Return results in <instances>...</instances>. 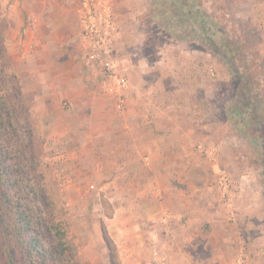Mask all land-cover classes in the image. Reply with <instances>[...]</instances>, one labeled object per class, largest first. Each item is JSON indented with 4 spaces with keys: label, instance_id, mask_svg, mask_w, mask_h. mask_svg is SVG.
I'll use <instances>...</instances> for the list:
<instances>
[{
    "label": "rangeland",
    "instance_id": "rangeland-1",
    "mask_svg": "<svg viewBox=\"0 0 264 264\" xmlns=\"http://www.w3.org/2000/svg\"><path fill=\"white\" fill-rule=\"evenodd\" d=\"M78 1L0 0V46L5 57L6 70L0 83L7 89L6 95L10 98L19 94V98H16L17 106L10 105L9 111L14 124L18 125V122L24 120L33 134L34 162L37 167L30 174L29 180L31 178L45 187L49 200L55 206L54 213L64 224L78 262L123 264L124 259L120 254L122 244L116 238L121 232H118L120 228L115 227L112 217L114 207L128 205L132 201L129 185L126 182L119 184L112 183L113 180H99L96 172L91 169L84 180H68L67 175H74V172L65 163L70 152L65 151V145L62 147L64 134L60 130L61 125L66 122L65 117L55 118L57 122L52 118L40 117L44 109L39 105V92L44 90L41 88L47 81L44 71L53 54L47 48L41 53L27 48L36 37L48 35L50 28L43 19L56 15V11L61 9L60 6L79 18ZM129 1H112L115 18L117 19L119 13L123 20L120 37L119 31L117 32L119 26L116 25V37L112 47L113 61L119 65L120 57L127 61L130 54H136V49L130 47L128 37L134 34L132 25H137L139 34H144V41L137 58H132V64L138 68L153 67L152 73L147 77L157 80L156 89L167 90L170 85L184 98L199 100L200 104L194 111L209 119L206 122L210 124L211 140L215 142L210 140L208 144L216 146V150L210 154L213 161H216V171L212 173L216 179L220 172H226L230 176L234 193L232 201L234 200L237 208L244 211L240 222L236 215L235 222L226 221L227 226L237 224L241 227L246 219L248 224L249 221H258V228L262 231L257 237L255 232L250 237L253 238L254 247L264 244V238H261L264 237V130L258 131L256 124H246L240 115L248 111L246 104L249 103L251 108L256 107L259 110L264 125V0H131L142 12L137 23L130 22L132 6ZM115 3H118L117 11ZM184 3L194 13L188 17L187 22L178 23L175 9L177 5ZM203 15L209 24H216L208 30L210 34L213 33L215 43L212 45L202 40L204 35L196 22L203 19ZM169 24L173 26L167 29ZM171 33L175 37H171ZM35 34L37 35L33 37ZM77 36L80 44L77 46V52H80L77 59L85 70L81 24ZM132 41V46L135 47L136 40ZM116 49L120 55L117 58L114 57ZM165 66H170L175 73L166 72ZM196 66L199 69L197 77L189 72L190 67ZM134 70L128 71L127 77L129 83L137 84L141 74L136 73L138 71L133 73ZM11 75L15 77L16 86L10 80ZM51 75L54 76L55 72ZM56 75L61 76V80H66L61 74ZM98 75L97 72L92 75L96 83L102 86L105 81L106 91H110L112 81L96 78ZM244 79L248 81V86L243 84ZM240 86H243L244 96L237 90ZM93 91L96 92L95 89ZM145 91L149 90L144 89ZM98 97L103 102L94 105L95 109L104 107L110 114L117 113L113 108V101L104 96L101 89ZM53 103L56 108V99ZM72 169L75 170V175L79 173L76 168ZM238 199L243 202H238ZM118 209L115 212L119 216ZM203 252L202 250L201 254ZM260 252H264V247H261ZM237 254L231 255L234 257ZM169 256L177 262L176 254ZM230 259L234 258L223 259L222 262ZM126 261L125 264H128L129 261ZM165 261L166 259L163 264H166Z\"/></svg>",
    "mask_w": 264,
    "mask_h": 264
},
{
    "label": "crops",
    "instance_id": "crops-1",
    "mask_svg": "<svg viewBox=\"0 0 264 264\" xmlns=\"http://www.w3.org/2000/svg\"><path fill=\"white\" fill-rule=\"evenodd\" d=\"M129 3L132 6L130 22L137 23L142 12L134 1ZM115 5L117 11L118 3ZM60 8L50 19H43L50 28L48 35L36 37L33 44L27 46L37 53L47 48L53 54L44 71L48 83L46 81L41 86L44 90L39 92V105L44 109L40 117L52 120L65 117L66 122L60 130L64 134L62 147L65 145V151L70 152L65 163L74 175L72 168L81 172L75 176L69 173L68 180H84L91 169L99 180L129 185L132 201L114 207L112 217L121 232L116 238L122 244V263L128 260L130 264H163L166 259V264H264V252H260L264 244L254 247L250 237L251 233L255 232L257 237L262 231L258 221L248 224L246 219L241 227L237 224L227 226L226 221L235 222L236 215L240 222L244 211L233 203V189L224 197L217 186L212 173L216 171V161L210 157L216 146L208 144L213 139L210 124L206 122L209 119L194 111L199 100L184 98L170 85L167 90L156 89L157 80L147 77L153 67L145 69L132 64V58H137L144 41V34H139V27L134 24V34L128 37V42L136 49V54H130L127 62L120 57L118 49L114 52V57H120L115 74L127 80V88L121 93L123 106L117 110L118 97L106 91L105 81L99 86L93 78L97 72L96 78L104 79L103 70L85 61L84 70L77 59L80 53L77 52L78 16ZM114 21L119 26V36L123 21L119 13ZM133 69V73L138 71L136 73L142 75H138L137 84L128 81V71ZM164 69L169 74L175 73L170 66ZM198 71L196 66L190 67L189 72L197 77ZM56 73L66 80H61ZM148 85L151 86L148 88ZM100 89L113 101L117 113L93 107L103 102L104 97H98ZM144 89L153 92H144ZM55 99L56 108L53 106ZM238 202L243 201L238 199ZM117 208L121 211L119 216L115 212ZM173 253L177 262L169 256ZM234 253L238 254L233 257ZM227 258L234 259L222 262Z\"/></svg>",
    "mask_w": 264,
    "mask_h": 264
},
{
    "label": "trees",
    "instance_id": "trees-1",
    "mask_svg": "<svg viewBox=\"0 0 264 264\" xmlns=\"http://www.w3.org/2000/svg\"><path fill=\"white\" fill-rule=\"evenodd\" d=\"M175 12L178 23L187 22L188 17L194 13L185 3L177 5ZM196 22L199 30H202L201 34L204 35L202 40L210 45L214 44L213 33L210 34L208 31L213 24L208 23L205 15ZM172 26L173 24H169L167 29ZM193 29L195 30L194 26ZM5 73V57L0 46V79ZM10 80L16 86L13 75L10 76ZM247 82L243 80L246 86L249 85ZM1 85L2 83H0V264H80L62 220L54 213L55 206L49 200L45 187L35 183L36 181L31 178L29 180L30 174H33L37 167L34 162L36 159L32 144L33 134L24 120L18 122V125L14 124L12 113L9 111L10 105L17 106L16 98H19V94L10 98L6 95L7 89ZM242 87H238L237 90L244 96ZM246 106L248 111L245 114L240 113L242 119L246 124H256L258 131L264 130L259 110L256 107L251 108L252 105L249 103Z\"/></svg>",
    "mask_w": 264,
    "mask_h": 264
},
{
    "label": "built area",
    "instance_id": "built-area-1",
    "mask_svg": "<svg viewBox=\"0 0 264 264\" xmlns=\"http://www.w3.org/2000/svg\"><path fill=\"white\" fill-rule=\"evenodd\" d=\"M113 0H79V20L81 40L85 50L86 64H95L103 70L106 80H112L110 91L118 97L117 110L123 106L122 91L127 88V80L115 74L118 63L112 58L116 37L113 14ZM217 186L224 197L231 194L232 182L226 172L217 176Z\"/></svg>",
    "mask_w": 264,
    "mask_h": 264
}]
</instances>
